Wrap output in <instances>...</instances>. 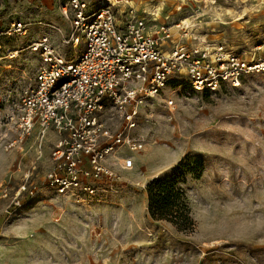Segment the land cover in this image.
<instances>
[{"label":"rangeland","instance_id":"1","mask_svg":"<svg viewBox=\"0 0 264 264\" xmlns=\"http://www.w3.org/2000/svg\"><path fill=\"white\" fill-rule=\"evenodd\" d=\"M133 1L149 33L170 28L171 45L264 58V0ZM15 19L30 29L3 37L0 50V264H264V74L216 93L172 85L142 109L135 134L145 150L133 155L134 167L119 168L96 199L61 196L46 180L53 129L42 145L36 129L6 146L18 139L11 117L39 63L29 43L51 33L68 58L84 45L60 44L50 27L65 25L55 0H1V30ZM182 159L178 186L195 219L188 230L153 219L146 194L151 179L173 175Z\"/></svg>","mask_w":264,"mask_h":264},{"label":"built area","instance_id":"2","mask_svg":"<svg viewBox=\"0 0 264 264\" xmlns=\"http://www.w3.org/2000/svg\"><path fill=\"white\" fill-rule=\"evenodd\" d=\"M55 1L65 25L50 27L60 44L84 47L68 58L46 32L29 43L39 63L11 117L18 139L6 151L36 129L42 145L53 129L46 180L58 195L96 199L100 184L119 179V168L132 169L133 155L145 150L135 134L142 109L172 85L186 81L188 93H216L264 74V58L249 60L223 45H171L168 26L149 33L133 0ZM29 29L21 19L0 28V50L3 37L26 36ZM167 103L175 108L173 99Z\"/></svg>","mask_w":264,"mask_h":264},{"label":"trees","instance_id":"3","mask_svg":"<svg viewBox=\"0 0 264 264\" xmlns=\"http://www.w3.org/2000/svg\"><path fill=\"white\" fill-rule=\"evenodd\" d=\"M182 159L175 167V173L164 178H153L147 185L148 213L155 220H165L180 230L195 227L191 208L183 198V191L178 186L182 169L188 167ZM200 162H197V164Z\"/></svg>","mask_w":264,"mask_h":264},{"label":"crops","instance_id":"4","mask_svg":"<svg viewBox=\"0 0 264 264\" xmlns=\"http://www.w3.org/2000/svg\"><path fill=\"white\" fill-rule=\"evenodd\" d=\"M48 4V3H47ZM50 4V3H49ZM52 4V3H51ZM152 180V179H151Z\"/></svg>","mask_w":264,"mask_h":264}]
</instances>
